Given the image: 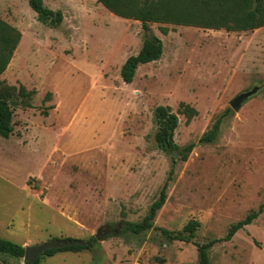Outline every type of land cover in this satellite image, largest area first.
Instances as JSON below:
<instances>
[{
  "label": "rangeland",
  "instance_id": "1",
  "mask_svg": "<svg viewBox=\"0 0 264 264\" xmlns=\"http://www.w3.org/2000/svg\"><path fill=\"white\" fill-rule=\"evenodd\" d=\"M42 3L61 12L58 27L39 23L27 0L0 3L21 35L0 75V96L13 113L12 135L0 138V238L25 249L98 237L90 251L39 264H198L192 244L121 228L145 217L172 168L153 225L180 231L195 221L193 243L223 238L264 203V27L149 23L147 31L95 0ZM146 34L161 41L162 56L139 66L126 85L120 68ZM255 86L261 91L233 112L229 102ZM159 106L178 119L176 149L167 153L154 141ZM227 110L217 140L198 144ZM208 257L210 264H264V210ZM0 264L25 262L0 255Z\"/></svg>",
  "mask_w": 264,
  "mask_h": 264
},
{
  "label": "trees",
  "instance_id": "2",
  "mask_svg": "<svg viewBox=\"0 0 264 264\" xmlns=\"http://www.w3.org/2000/svg\"><path fill=\"white\" fill-rule=\"evenodd\" d=\"M110 13L124 19H133L141 23L144 30L149 23H170L176 26H192L204 30H225L226 32H250L264 27V0H95ZM28 6L36 15V20L50 28L58 27L62 22L59 11H51L44 7L42 0H27ZM4 27V35L0 33V75L4 72L13 52L15 51L21 35L14 28L0 22ZM1 31V30H0ZM4 50V51H3ZM162 56L161 41L149 34L145 35L143 45L139 52L126 59L120 68V78L126 85L132 83L135 72L139 66L147 65L160 60ZM23 97L29 94H21ZM229 110L220 115L210 129L202 134L198 140L200 145L213 144L219 135L221 125L229 115ZM12 109L8 100L0 96V138L8 139L12 133ZM154 120L157 131L154 141L157 148L167 153L176 149L173 143V134L178 126L177 116L166 107L159 106L154 110ZM194 144H189L181 151V159L185 160L191 153ZM173 168L163 183L158 198L150 205L145 217L136 223H125L121 233L138 237L145 232L158 231L168 242L192 244L197 251L198 264H210L208 251L221 242H229L233 236L244 227L255 221L264 210V203L257 211L248 214L243 220L230 225L226 235L206 244L193 243L199 223L188 222L180 231H167L155 228L153 221L157 212L166 201V190L172 181ZM62 247L45 251L32 263L39 264L42 257H52L58 253H82L90 251L97 243L95 237L87 240L62 239L58 240ZM0 255L14 259H23L24 249L10 241L0 238Z\"/></svg>",
  "mask_w": 264,
  "mask_h": 264
},
{
  "label": "water",
  "instance_id": "3",
  "mask_svg": "<svg viewBox=\"0 0 264 264\" xmlns=\"http://www.w3.org/2000/svg\"><path fill=\"white\" fill-rule=\"evenodd\" d=\"M148 31V30H147ZM261 91V88L259 86L252 87L249 90L243 91L239 93L236 97H234L229 102V107L233 112H238L239 109L247 103L250 99H252L254 96H256ZM98 239V237H95ZM63 244L59 241H51L49 243L40 245L38 247H32V248H25L24 249V256L23 260L24 262L32 263L35 261L38 257H40L45 251L62 247Z\"/></svg>",
  "mask_w": 264,
  "mask_h": 264
},
{
  "label": "crops",
  "instance_id": "4",
  "mask_svg": "<svg viewBox=\"0 0 264 264\" xmlns=\"http://www.w3.org/2000/svg\"><path fill=\"white\" fill-rule=\"evenodd\" d=\"M5 0H0V3L1 2H4ZM4 4V3H3ZM1 6V5H0ZM0 22L1 23H3L4 25H7L8 27H10V28H14V26H12L8 21H6L5 19H4V17H2L1 15H0ZM0 33H1V35H4V33H5V31H4V27L3 26H1L0 25ZM16 30V29H15ZM17 31V30H16ZM20 34V33H19ZM21 39V38H20ZM20 42V41H19ZM18 45H19V43H18ZM17 45V46H18ZM17 48V47H16ZM4 51V50H3ZM15 53H16V49H15V51L13 52V55H15ZM11 60V59H10ZM10 62V61H9ZM8 66V65H7Z\"/></svg>",
  "mask_w": 264,
  "mask_h": 264
}]
</instances>
